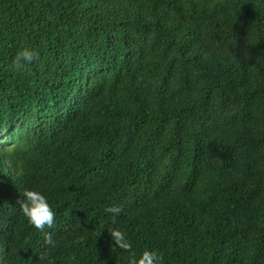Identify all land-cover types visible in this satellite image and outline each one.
Returning <instances> with one entry per match:
<instances>
[{
  "label": "trees",
  "instance_id": "1",
  "mask_svg": "<svg viewBox=\"0 0 264 264\" xmlns=\"http://www.w3.org/2000/svg\"><path fill=\"white\" fill-rule=\"evenodd\" d=\"M113 227L159 264H264V0H0V264H129Z\"/></svg>",
  "mask_w": 264,
  "mask_h": 264
},
{
  "label": "clouds",
  "instance_id": "2",
  "mask_svg": "<svg viewBox=\"0 0 264 264\" xmlns=\"http://www.w3.org/2000/svg\"><path fill=\"white\" fill-rule=\"evenodd\" d=\"M38 59L39 53L37 51L23 48L13 58L11 67L14 70H19L25 64H31ZM22 196L23 198L19 199L18 203L22 214L28 219L29 223L40 232H45V229L53 228L56 222V213L49 204L48 198L35 189L25 190ZM104 211L111 214V221L115 224L118 215L123 212V208L113 205L105 208ZM101 229H104L103 225L97 230L96 237L101 234ZM108 232L115 242L116 247L131 253L129 264H159L160 257L157 252L147 247L137 256L132 251V242L119 227H113ZM44 239L46 245L55 246L56 242L52 240L51 233H45Z\"/></svg>",
  "mask_w": 264,
  "mask_h": 264
}]
</instances>
